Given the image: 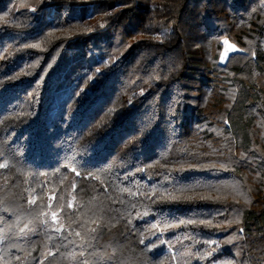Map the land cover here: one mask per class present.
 <instances>
[{
  "label": "trees",
  "instance_id": "trees-1",
  "mask_svg": "<svg viewBox=\"0 0 264 264\" xmlns=\"http://www.w3.org/2000/svg\"><path fill=\"white\" fill-rule=\"evenodd\" d=\"M17 1L0 0V264H264V0ZM175 188L197 198H148ZM40 210L65 235L96 219L92 247L57 250Z\"/></svg>",
  "mask_w": 264,
  "mask_h": 264
},
{
  "label": "snow or ice",
  "instance_id": "snow-or-ice-1",
  "mask_svg": "<svg viewBox=\"0 0 264 264\" xmlns=\"http://www.w3.org/2000/svg\"><path fill=\"white\" fill-rule=\"evenodd\" d=\"M34 11V9H33ZM101 27H103V25H101ZM224 45L226 46L225 48V53L221 55L220 59L221 61L225 60V56L226 53L228 51V49L231 50H237L235 45H232L229 43V41L227 39H225L223 41ZM26 47H33V48H38L40 47L39 44H32V45H25ZM254 55V53H253ZM97 73H99V69L96 70ZM91 79V77L89 78ZM83 91V90H82ZM34 114V113H31ZM225 123H227V121H225ZM8 165L7 163H0V169L6 168ZM212 167H215V165H212ZM223 167V166H221ZM79 174V173H77ZM32 191H35V189H33ZM123 191H129L128 189H124ZM195 189L192 188H175L172 191H168V190H164V191H158L157 189H152L151 190V195L148 196L149 199H151L153 196H155L157 199L159 200H179V199H196V196H183L182 194L185 192H194ZM176 193H180L181 195H176ZM31 195V193H29ZM132 195H135V193H130ZM199 199H219V197H213L212 195H199L198 197ZM73 199H75V197H73ZM36 202V197L32 196L28 201V205H34ZM51 207V204H49V208ZM68 207H72V203L71 201L68 204ZM48 215L49 213L44 211V210H40L37 213L38 219H39V223L40 225L44 228V230L46 232L49 233H55L56 235H49L48 239L50 241H56V248L57 250H59V247L62 244H67V245H72L73 246V251L70 253V256L75 259V256L77 255V251L76 249L79 248V256L83 257L85 255V252L92 247V241H94L97 237H96V232H97V228H99V223L97 222L96 219H91L90 218V222L91 223H96L97 224V228H91L88 231L85 232V235L82 236L80 231H75V235L73 236V230H67V234L65 235V226L63 223H59L57 221V213L56 212H51V221H49L48 219ZM144 215H147V213H144ZM89 223V220H85L82 224L81 227H84V224ZM181 223H185V224H207V225H211L212 221L211 220H187V221H181ZM169 227H171V225H168ZM25 227H27V225H25ZM24 229L21 228L20 232H23ZM32 231H35L34 229ZM242 231V229H241ZM71 237V239H70ZM79 238V239H77ZM141 243H143V240H141ZM165 243V241H161V244ZM212 244H216V247L213 248ZM157 247V245H155V243H153L152 248ZM208 248L211 249V251H207L205 253H200L197 252L196 255L200 256L201 258H203L205 255L207 256H211L213 252H215L218 248H219V244L216 243L215 241L213 242H209L208 243ZM151 250V249H149ZM31 253L28 252L26 253V257L30 256ZM54 253L49 250L44 259H47L49 256H53ZM184 255H191V253H184ZM16 260H20V257L17 256L15 257ZM5 264H7V261H5ZM22 264H27V260L25 259V261H22ZM40 264H44L43 260L40 261ZM81 264H89V261L87 259L81 261Z\"/></svg>",
  "mask_w": 264,
  "mask_h": 264
},
{
  "label": "rangeland",
  "instance_id": "rangeland-1",
  "mask_svg": "<svg viewBox=\"0 0 264 264\" xmlns=\"http://www.w3.org/2000/svg\"><path fill=\"white\" fill-rule=\"evenodd\" d=\"M31 1H32V0H20V1H17V2H15V3H13V6H12V7H13V8H18V7H22V6H28V7H31ZM225 39H226V38H223V39H222L223 47H222V50H221L220 55H219V58H218V62H219V63H224L225 60H226V58L228 57V55L234 52V50L228 49V51H227V53H226V56H225V60H224V61H221L220 57H221L222 54L225 53V48H226V46H225L224 43H223V41H224ZM229 43L232 44V45H235V44H233V43H231V42H229ZM235 46H236V45H235ZM236 49L238 50V47H237V46H236ZM237 50H235V51H237ZM62 91H63V89H59V90H58L59 93L62 92ZM161 234H162V233H159L158 235H161ZM162 249H163L164 251H169L170 249H173V247L170 248L169 245H166L165 243H163V244L158 245V247H157L156 250H162ZM174 250L176 251V254H177L179 249H178L177 247H175ZM184 263H185V259L183 258V262H182L181 264H184ZM200 264H206V263H205V262H201ZM211 264H216V261L213 262V263H211Z\"/></svg>",
  "mask_w": 264,
  "mask_h": 264
}]
</instances>
